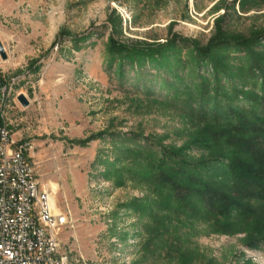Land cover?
Returning a JSON list of instances; mask_svg holds the SVG:
<instances>
[{"label": "rangeland", "instance_id": "rangeland-1", "mask_svg": "<svg viewBox=\"0 0 264 264\" xmlns=\"http://www.w3.org/2000/svg\"><path fill=\"white\" fill-rule=\"evenodd\" d=\"M262 29L264 0H0L5 125L32 144L39 187L63 220L52 232L68 264H264V245L248 241L261 236L263 207L248 202L250 215L234 207L220 216L204 197L172 199L181 172L232 194L230 159L255 164L241 146L232 150L235 133L178 107L189 41ZM110 39L161 48L139 61ZM230 54L234 66L239 53ZM161 146L188 166L163 164Z\"/></svg>", "mask_w": 264, "mask_h": 264}, {"label": "trees", "instance_id": "trees-1", "mask_svg": "<svg viewBox=\"0 0 264 264\" xmlns=\"http://www.w3.org/2000/svg\"><path fill=\"white\" fill-rule=\"evenodd\" d=\"M182 41L178 44L169 42L165 48L169 46L170 50L187 42L185 39ZM189 42L193 64L190 72L184 75L186 80L181 81L185 86H175L174 97L177 98L178 107L183 111L186 108L187 115L198 122L235 133L237 137L230 144L232 150L238 151L241 146L255 164L250 161L244 163L239 158L230 159L234 181L231 185L232 194L181 172L180 180L172 181L178 191L172 199L188 203L193 197H204V201L212 205L211 214L224 216L236 207L240 214L250 215L248 202L264 208V29L242 36L217 34L203 45L192 40ZM110 43L113 48L132 50V58L139 61L145 55L153 58V54L161 48V45L150 44H144V47L129 46L114 39H110ZM232 51L239 53L236 57H229L230 60H236L234 66L227 60V55L231 56ZM160 59L162 62L158 66L162 68L168 58L162 54ZM158 80L170 87L165 79ZM243 135L253 136L240 140ZM138 139L148 143L143 137ZM159 152L160 161L170 164L173 170L188 166L179 159L176 152L164 146L160 147ZM189 170L196 169L194 167ZM259 230L261 236L249 238L250 245H264V228Z\"/></svg>", "mask_w": 264, "mask_h": 264}, {"label": "built area", "instance_id": "built-area-1", "mask_svg": "<svg viewBox=\"0 0 264 264\" xmlns=\"http://www.w3.org/2000/svg\"><path fill=\"white\" fill-rule=\"evenodd\" d=\"M13 82H11L12 84ZM4 80L0 72V90ZM0 120V264H57L58 249L51 247L45 231L36 230L30 210L32 181L28 175L25 149H32L27 141H16L9 130H1ZM46 190L40 209L46 219V230L57 229L63 220L52 215L46 201Z\"/></svg>", "mask_w": 264, "mask_h": 264}, {"label": "bare ground", "instance_id": "bare-ground-1", "mask_svg": "<svg viewBox=\"0 0 264 264\" xmlns=\"http://www.w3.org/2000/svg\"><path fill=\"white\" fill-rule=\"evenodd\" d=\"M8 90H9L8 84L4 82V87H2V90H0V104H1L2 112H4L3 106L8 96ZM0 120H4V113H0ZM1 130H9V129L7 128L5 123H1ZM29 151L30 149H25V158H28V175H29V179H31L32 181V186H33L30 192V210L32 211V213H34L35 216H32V220L36 221V230L45 231V237L49 239L51 247L58 249L59 253L57 257V264H68L67 257L64 254H62V252H60L56 234L52 232V229L46 230V224H45L46 219L45 218L44 220L41 219L38 213L36 212L37 208L39 209L40 208L39 206H41V197L44 196L45 191L42 190L41 186L39 187V181L37 178L36 169L29 160V154H28ZM46 201L49 207H54L52 208V215L53 217H55L57 214L56 212L57 210L55 207V203L53 202L52 199V194L49 192H46Z\"/></svg>", "mask_w": 264, "mask_h": 264}, {"label": "water", "instance_id": "water-1", "mask_svg": "<svg viewBox=\"0 0 264 264\" xmlns=\"http://www.w3.org/2000/svg\"><path fill=\"white\" fill-rule=\"evenodd\" d=\"M0 53L2 55V58H4L5 55H4L2 48H0ZM17 99L23 106H26L28 103L23 95H18Z\"/></svg>", "mask_w": 264, "mask_h": 264}]
</instances>
